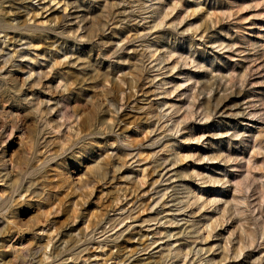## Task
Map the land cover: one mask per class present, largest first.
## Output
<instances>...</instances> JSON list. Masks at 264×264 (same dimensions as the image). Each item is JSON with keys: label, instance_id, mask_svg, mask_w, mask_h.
Listing matches in <instances>:
<instances>
[{"label": "rangeland", "instance_id": "1", "mask_svg": "<svg viewBox=\"0 0 264 264\" xmlns=\"http://www.w3.org/2000/svg\"><path fill=\"white\" fill-rule=\"evenodd\" d=\"M0 264H264V0H0Z\"/></svg>", "mask_w": 264, "mask_h": 264}]
</instances>
